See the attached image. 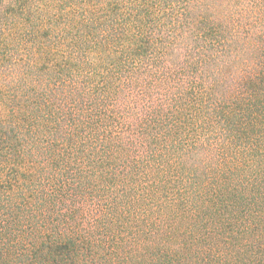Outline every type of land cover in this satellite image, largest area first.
Listing matches in <instances>:
<instances>
[{
    "label": "trees",
    "instance_id": "16d2710c",
    "mask_svg": "<svg viewBox=\"0 0 264 264\" xmlns=\"http://www.w3.org/2000/svg\"><path fill=\"white\" fill-rule=\"evenodd\" d=\"M0 112V167L45 141L132 153L205 196L211 264H264V0H0Z\"/></svg>",
    "mask_w": 264,
    "mask_h": 264
},
{
    "label": "rangeland",
    "instance_id": "374dc122",
    "mask_svg": "<svg viewBox=\"0 0 264 264\" xmlns=\"http://www.w3.org/2000/svg\"><path fill=\"white\" fill-rule=\"evenodd\" d=\"M110 122L97 141L121 135ZM81 143H30L22 167H0V264H211L209 253L225 254L221 244L192 240L210 232L197 223L207 199L188 179L156 165L146 179L132 153V168L97 169L87 158H102V147Z\"/></svg>",
    "mask_w": 264,
    "mask_h": 264
}]
</instances>
